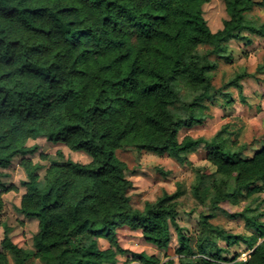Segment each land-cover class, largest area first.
<instances>
[{
  "label": "trees",
  "instance_id": "obj_1",
  "mask_svg": "<svg viewBox=\"0 0 264 264\" xmlns=\"http://www.w3.org/2000/svg\"><path fill=\"white\" fill-rule=\"evenodd\" d=\"M209 1L0 0V185L1 168L37 151L30 139L62 141L91 157L54 161L43 179L40 163L21 161L27 178L17 210L37 219L38 231L28 250L6 226L0 264H10L7 251L14 264H31L32 256L44 264H117L129 252L118 239L123 226L162 250L174 229L178 264H264V209L251 214L255 207L247 205L230 214L254 229L248 236L228 233L209 221L211 213L202 214L203 233L194 245L177 221L180 188L134 207L127 164L117 155L145 149L184 163L189 152L205 148L216 169H195L197 198L211 175L213 207L264 193V145L245 155V145L230 142L227 126L210 139L178 137L181 128L206 117L203 100L214 90L216 66L210 54L229 58L226 42L248 37L244 31L264 38V22L246 16L255 0H223L229 16L217 31L204 17ZM203 45L211 50L201 53ZM253 75L240 73L229 83L242 90L239 80ZM100 238L109 241L107 248ZM241 241L251 250L246 260L228 255ZM131 253L141 264H176Z\"/></svg>",
  "mask_w": 264,
  "mask_h": 264
},
{
  "label": "rangeland",
  "instance_id": "obj_2",
  "mask_svg": "<svg viewBox=\"0 0 264 264\" xmlns=\"http://www.w3.org/2000/svg\"><path fill=\"white\" fill-rule=\"evenodd\" d=\"M257 3L246 13L247 18L253 23L264 22V0H255ZM204 17L213 31L222 28L223 20L228 18L226 5L223 0H210L203 5ZM243 36L232 38L226 42V58L217 54H210L216 66L212 71L214 90L203 102L206 104V117L202 122L183 127L178 133L179 140L184 136L212 138L218 130L227 126L231 134H226L230 142H235V147L246 146L245 155L251 156L258 148L264 145V38L242 32ZM211 50L208 45L199 47L201 53ZM263 66V69H259ZM254 74L239 80L242 90L229 82L237 74ZM37 145V151L25 156L17 155L12 162L1 168L2 176L0 185V246L4 237L6 226L11 231L9 235L20 246L33 250V235L38 231V220L27 218L18 212L17 206L21 202L26 188L22 181L27 178L21 163L24 158H30L34 163H40L43 168L39 170L43 179L46 169L54 161L71 159L78 162H89L90 155L84 150H73L64 142L49 141L44 137L30 139L28 145ZM117 155L126 162V176L132 181L129 190L131 204L136 208H143L147 201H155L164 193H174L180 188L178 197L179 208L177 221L184 227L193 244L202 235L201 215L211 213L209 221L231 234L251 235L254 229L249 227L240 215H230L243 210L247 205L255 207L250 212L256 214L264 209V193H256L251 197L242 199L239 204L225 202L218 207L211 205L214 194L212 182L214 176H208L200 190L201 199L197 198L192 190L196 181V168L207 167L214 172L216 167L207 159V150L200 148L187 154L184 163L179 162L170 154H157L149 150L119 149ZM264 220V217L261 218ZM172 239L167 250L157 248L154 244L145 241L142 232L133 230L128 226L118 228L120 245L128 253L119 255L117 264H141L134 259L131 252H145L154 254L162 262L174 258L177 246L176 233L171 229ZM262 240V239H260ZM218 243L226 245V241L218 238ZM109 241L99 239L101 248H107ZM251 250L248 244L241 241L229 246L230 257L238 255V259L246 260ZM10 264H14L13 255L7 251ZM31 264H44L38 257L32 256Z\"/></svg>",
  "mask_w": 264,
  "mask_h": 264
}]
</instances>
